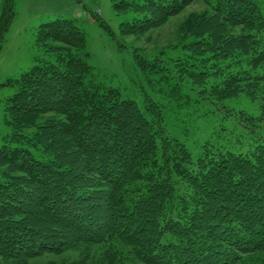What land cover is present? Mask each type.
<instances>
[{
    "label": "trees",
    "instance_id": "16d2710c",
    "mask_svg": "<svg viewBox=\"0 0 264 264\" xmlns=\"http://www.w3.org/2000/svg\"><path fill=\"white\" fill-rule=\"evenodd\" d=\"M196 1L113 0V7L134 13L122 34L141 35ZM202 1L211 10L187 22L185 54L137 53L138 65L161 75L169 86L160 91L178 108L192 102L186 87L225 116L227 100L247 96L260 116L240 111V120L255 133L264 120L263 6ZM14 5L4 0L0 51ZM36 45L56 59L39 58L8 82L16 93L5 103L11 134L0 147V264L70 251L78 258L68 264H264L263 137L238 153L207 140L194 156L168 133L160 104L141 109L97 80L74 20L44 23Z\"/></svg>",
    "mask_w": 264,
    "mask_h": 264
},
{
    "label": "rangeland",
    "instance_id": "374dc122",
    "mask_svg": "<svg viewBox=\"0 0 264 264\" xmlns=\"http://www.w3.org/2000/svg\"><path fill=\"white\" fill-rule=\"evenodd\" d=\"M258 1L264 11V0ZM3 6L4 0H0V16ZM207 10H211V7L197 0L144 34L123 35L120 26L131 21L134 13L118 14L114 10L113 0H15V17L0 51V147L11 134V128L6 123L5 103L16 93V89L8 85L9 80L19 79L39 63V58L55 61L54 55H44L36 45L38 29L53 20L71 19L85 34L88 63L97 80L118 89L124 98L134 100L141 109L151 100L160 104L168 133L186 144L194 156L199 155L202 144L207 140L236 153L247 151L255 144L254 136L264 138V120L252 133L240 120L239 112L246 111L259 117L257 102L245 95L227 100L225 106L231 109V113L225 116L218 105L201 101L196 91L186 87L183 93L188 94L192 102L178 108L175 101L169 102L168 97L160 91L162 88L168 91L169 84L160 81V74L143 72L136 59L137 53L148 60L158 55L165 59L183 56L186 43L192 39L187 33L193 31V28L187 29V22L192 15ZM90 13H95L113 34ZM33 153L38 159L42 158L41 150H33ZM76 258L77 252L70 251L30 259L28 264H68Z\"/></svg>",
    "mask_w": 264,
    "mask_h": 264
}]
</instances>
